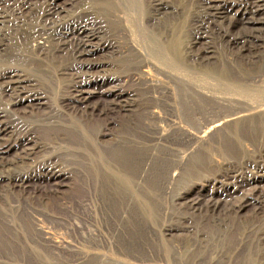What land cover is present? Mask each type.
Here are the masks:
<instances>
[{"label": "rangeland", "instance_id": "374dc122", "mask_svg": "<svg viewBox=\"0 0 264 264\" xmlns=\"http://www.w3.org/2000/svg\"><path fill=\"white\" fill-rule=\"evenodd\" d=\"M168 3L158 24L184 35L185 82L122 63L129 46L98 0L4 24L0 75L18 72L42 99L0 85V264H264V45L235 13L202 28L201 0ZM55 20L66 45L98 29L93 44L119 48L94 53L85 104L70 100L71 50L32 38Z\"/></svg>", "mask_w": 264, "mask_h": 264}, {"label": "bare ground", "instance_id": "6f19581e", "mask_svg": "<svg viewBox=\"0 0 264 264\" xmlns=\"http://www.w3.org/2000/svg\"><path fill=\"white\" fill-rule=\"evenodd\" d=\"M58 1L59 0H0V48L6 46V43H8V39L5 38L3 33V26L9 17L17 18L18 15H22L25 11L30 13L44 12L46 16L50 17L53 15L54 9H56L55 11L58 10ZM89 1L92 2L93 0ZM98 1H100L101 14L107 24L109 23L115 26V41H124L129 46V55L121 60L122 63L133 65L137 61L142 60V72L148 75L152 74L155 83L161 82L162 84H166L165 79L172 81L179 80L181 82L186 81L180 76H187L192 73V70L184 64L181 58L182 45H180L179 40L184 38V35L174 36L171 33V38H168L165 33L166 27L158 24L163 16L161 12L171 5L168 3L170 0ZM247 1L201 0L202 7L208 17L205 20H199L197 18L195 23L205 28L207 24L217 21L220 22L219 20H224L229 14L235 13V15L241 16L243 22L251 27V32L247 37L258 40V42H260L258 45L263 46L264 0H257L253 4ZM5 4L9 5L11 12H9L6 7L5 10L2 9V6ZM186 23L187 21L183 19L182 25ZM57 25H62V23L59 20H55L50 27L44 29V36L36 32L34 34L32 33V38H36V36L40 37L43 41H40L38 44L42 45L43 49L44 46L49 43L51 37H56L61 47L64 48V45L66 46L65 52L68 49L71 50L74 61L72 70L75 86H73L70 100L73 104H85L88 98L96 91L94 89L86 90L84 85L86 82L83 80V77L91 74L94 69L102 66L91 60V58L94 57V53L105 48L108 49L112 57H114L118 53L119 48L112 43L108 45L104 44L107 48L103 44H93L92 41L97 40V38L99 39L98 29L93 33L87 32L83 37H74V40L70 43L75 45L74 47L69 44L66 45L70 36L69 33L64 30L70 29ZM82 28L83 26H80V29H75L73 32L76 34H80L81 32L83 34L86 31L85 29L82 30ZM222 34L225 33L222 32ZM247 41L248 40L242 36L231 38V42L234 45H244ZM27 45H29V43ZM92 46L94 50L90 48ZM209 61L210 60H205V63H207L205 65L210 64ZM222 66L224 67V65ZM143 69H146V72H144ZM219 74L224 79L229 78L228 74H225L223 71ZM0 85L1 91H8L11 98L22 101L24 104L39 102V100L42 99L35 93H32V96L27 95V82L18 72H16V75L13 77L9 74H1ZM87 87L89 88V86ZM189 90L192 89L189 88ZM37 105L40 106L42 103ZM113 110L114 109H111L109 111ZM4 133L5 128L0 126V135ZM66 143L70 144L68 140L65 141V144Z\"/></svg>", "mask_w": 264, "mask_h": 264}]
</instances>
